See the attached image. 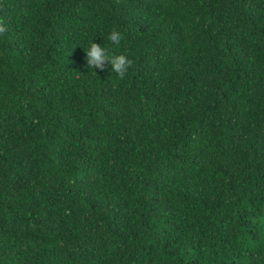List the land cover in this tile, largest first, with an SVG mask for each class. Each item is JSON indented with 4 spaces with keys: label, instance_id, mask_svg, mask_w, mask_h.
I'll return each mask as SVG.
<instances>
[{
    "label": "trees",
    "instance_id": "obj_1",
    "mask_svg": "<svg viewBox=\"0 0 264 264\" xmlns=\"http://www.w3.org/2000/svg\"><path fill=\"white\" fill-rule=\"evenodd\" d=\"M0 20V264H264V0H0Z\"/></svg>",
    "mask_w": 264,
    "mask_h": 264
},
{
    "label": "clouds",
    "instance_id": "obj_2",
    "mask_svg": "<svg viewBox=\"0 0 264 264\" xmlns=\"http://www.w3.org/2000/svg\"><path fill=\"white\" fill-rule=\"evenodd\" d=\"M5 31L3 21L0 20V34H3ZM108 39L112 43L119 45L122 37L119 32L113 30ZM85 56L88 68L104 71L106 65H110L112 72L117 74L119 78H123L132 65V61L126 55L109 54L104 47L92 42L89 48L85 49Z\"/></svg>",
    "mask_w": 264,
    "mask_h": 264
}]
</instances>
